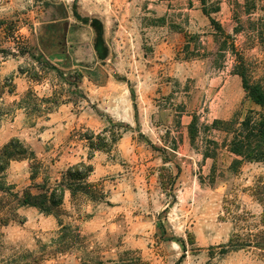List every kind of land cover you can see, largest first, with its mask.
<instances>
[{"label":"rangeland","instance_id":"obj_1","mask_svg":"<svg viewBox=\"0 0 264 264\" xmlns=\"http://www.w3.org/2000/svg\"><path fill=\"white\" fill-rule=\"evenodd\" d=\"M230 1L234 12L227 0H0V84L12 78L15 86L12 94L0 87V111H10L1 116L0 148L17 138L35 154L11 162L1 182L54 185L84 161L93 167L87 182L104 195L67 192L60 220L81 239L54 255L55 217L19 208L23 222L3 229V255L94 264L137 251L148 264H264L253 249L210 254L236 231L258 227L262 212L251 189L264 163L232 173L229 136L212 126L238 127L260 111L234 65L241 56L251 81L264 83V0L244 10ZM31 66L37 82L28 78ZM29 90L51 113L12 106Z\"/></svg>","mask_w":264,"mask_h":264},{"label":"trees","instance_id":"obj_2","mask_svg":"<svg viewBox=\"0 0 264 264\" xmlns=\"http://www.w3.org/2000/svg\"><path fill=\"white\" fill-rule=\"evenodd\" d=\"M201 2H203V0H201ZM216 11L217 8H214L213 12ZM202 12L208 16L210 24L217 31L222 32L219 24L209 17L210 12L204 7ZM16 51L22 55L25 52V48L23 50L17 48ZM0 54H4V50H2L1 47ZM30 57L35 63L42 67L43 64H41V61L38 58L33 56ZM27 72L28 71H25L23 67H18L19 74L23 75L27 74ZM234 72L240 77L243 89L247 96L255 105L260 107V111L255 116L251 114L246 115L239 123L238 127L233 128L231 127L232 124L230 122H220L216 120L212 124L214 129L224 131L229 136L228 142L225 141L223 146L227 148L230 154L235 156V159H233L229 167V170L232 173H236L240 165L246 162L264 163V83L251 81L249 70L245 66V62L241 56L236 57ZM28 73V78L32 82H37L39 80V73L36 67L31 66ZM12 82V78L6 79L3 84H0V87H8L7 92L12 94L15 91V86ZM35 99L36 97L34 93L29 90L19 102L13 103L12 106H18L19 108L24 109L27 108L29 111L42 108V111H45L47 114L51 113V108L46 106L41 107ZM39 102H41V104L53 103L49 99H40ZM9 113L10 111L5 113H1L0 111V123L1 116H6ZM189 134L191 140H193L195 131L192 124L189 126ZM97 138L99 141L105 140V137L98 136ZM87 140L90 141L89 148L93 149L94 145L91 142V139L87 138ZM213 145L216 146L215 143H213ZM215 156V150L210 155L209 153H203L204 158H214ZM91 158L92 153H89L87 160H90ZM24 160L34 161L35 154L19 139L13 138L0 148V193L3 194L0 198V211H3L4 208L6 210L0 216V264H37L40 260V258L32 256L27 252L16 253L15 256H5L2 254V250L4 249L2 243L3 229L11 222L17 220L18 222H23V219H19L17 216V210L19 208H35L43 215H51L55 217L57 220L58 234L54 241V245H57V247H55L51 253L54 255L66 251L71 248V245L77 244L81 239L79 230L76 227L73 228L64 225L60 220V216L63 215L61 207L65 191H69L71 196H74L77 193L84 194L92 201H99L104 197L101 189L96 185L87 182L88 177L93 171V167L90 163L84 161L69 166L61 175L60 181L56 182L54 185H47L43 182L42 185L34 184L20 190L16 189L13 184L1 182L4 172L11 162ZM34 166L35 163L33 162L31 168H35ZM36 175L37 171L31 172L30 180L33 181ZM33 188L37 191L32 192L31 189ZM251 192L262 207L258 227H255L254 229L245 228L241 229V231H236L226 244L211 247V255H213L212 251L215 249L218 250L216 252L218 255H224L228 252L240 249H253L257 251L259 256L264 260V175L257 179ZM94 264L148 263L142 260L137 251H125L118 260H98Z\"/></svg>","mask_w":264,"mask_h":264},{"label":"crops","instance_id":"obj_3","mask_svg":"<svg viewBox=\"0 0 264 264\" xmlns=\"http://www.w3.org/2000/svg\"><path fill=\"white\" fill-rule=\"evenodd\" d=\"M251 0H241L240 1V4L238 5L239 7H240V9L241 10H244V9H246V8H248V6H249V2H250ZM227 5H228V7H229V9H231V11L232 12H234V3H231V1L230 0H227ZM249 12V11H248ZM247 13V12H246ZM248 15H251L250 13H248ZM97 46V48L98 49H100V51H101V54H102V56L103 55H105V48H104V46L102 45V46H99V45H96ZM96 50V49H95ZM97 51V50H96ZM98 52V51H97ZM101 55H99V57L101 58L102 57ZM67 192L69 193V191H65V194H64V199L66 198V194H67ZM63 199V200H64ZM24 208H27V207H22V208H20L21 210L22 209H24ZM19 209V210H20Z\"/></svg>","mask_w":264,"mask_h":264}]
</instances>
